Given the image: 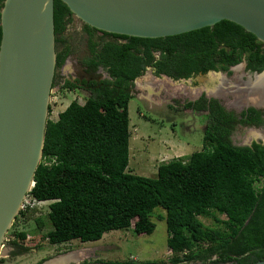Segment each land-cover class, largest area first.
<instances>
[{
  "label": "trees",
  "instance_id": "1",
  "mask_svg": "<svg viewBox=\"0 0 264 264\" xmlns=\"http://www.w3.org/2000/svg\"><path fill=\"white\" fill-rule=\"evenodd\" d=\"M4 2L0 0V21ZM54 9L59 70L73 52L66 32L75 17L61 0H55ZM84 31L89 37L88 55L81 60L84 71L95 74L102 68L109 78L67 81L62 89L84 90L89 96L84 104L73 101L56 121H48L43 158L29 194L49 203L42 209L48 206L53 230L44 241L52 246L97 242L108 232L131 227L137 234L152 235V218L160 208L165 212L159 220L167 225L169 262L115 264L264 260V145L235 146L232 139L238 126L264 127V110L249 108L237 114L204 96L188 102L185 110L207 113L202 150L161 164L154 178L127 172L129 105L135 81L149 67L156 76L174 80L210 71L231 74L230 69L244 61L248 71L262 72L264 43L230 21L158 39L109 34L86 24ZM36 210L20 211L16 218L9 232L13 256L29 250L24 245L28 234L16 228L22 217L29 219ZM200 217L212 219L215 227L206 226ZM36 223L39 230L45 227L40 218Z\"/></svg>",
  "mask_w": 264,
  "mask_h": 264
},
{
  "label": "water",
  "instance_id": "2",
  "mask_svg": "<svg viewBox=\"0 0 264 264\" xmlns=\"http://www.w3.org/2000/svg\"><path fill=\"white\" fill-rule=\"evenodd\" d=\"M61 1L83 24L109 34L158 39L230 21L264 43V0ZM54 4L55 0H5L1 11L0 258L5 238L34 186L43 158L57 73ZM222 73L210 71L204 76L221 82ZM262 81L264 70L241 80L244 88L252 90L249 97L257 96ZM260 100L264 102V90ZM249 108L264 109V104L237 109L241 113ZM255 264H264V260Z\"/></svg>",
  "mask_w": 264,
  "mask_h": 264
},
{
  "label": "rangeland",
  "instance_id": "3",
  "mask_svg": "<svg viewBox=\"0 0 264 264\" xmlns=\"http://www.w3.org/2000/svg\"><path fill=\"white\" fill-rule=\"evenodd\" d=\"M66 39L73 52L67 63L56 73L57 86L53 90V103H51L52 109L49 115V119L52 121H56L59 114L73 101L84 104L89 96V93L84 90L62 89V77L70 78L73 81L90 77L81 65V60L88 55L89 37L84 31V24L76 17L66 32ZM231 72V74L222 73L224 77L221 83L225 84L222 89H225L226 92L222 93L221 90L218 93L225 94L224 97L216 98L226 110L240 114V109H237L240 107L235 102L239 95L234 96L229 92H232L233 87L241 80L246 81L248 74L244 70V63ZM100 76L102 74L97 75V77ZM219 84L216 77L208 79L204 75L191 78L187 82L158 79L152 75L151 70L139 77L134 85V99L129 105L131 139L130 162L127 172L154 178L157 176L158 167L161 164L171 161L176 156L186 157L202 150L207 113L185 110L184 103L198 100L201 93L206 98H212L213 94L205 95L206 92H203L208 91V88L213 89ZM180 94H182V98L178 97ZM242 98L243 102L247 104L249 101L247 96L243 95ZM253 100L256 99L252 98L249 102L261 104L259 100ZM231 103L234 104V107L230 105ZM232 139L235 146H250L255 141L264 143V127L238 126ZM49 211L47 206L36 210L29 216V219L22 217L19 220L16 229L28 234L24 245L29 250L23 255L13 256L12 249L5 246L0 264H38L43 258L47 259L45 264H49L72 255L75 256L78 253L81 259L88 254H93V261L99 259L100 264H115L128 260L167 263L171 258L167 246L166 221L159 220L161 216H165L163 209L155 210L152 221L156 225V229L152 235L137 234L131 227L126 230L108 232L97 242L81 243L79 240H75L61 246H52L48 241H44V235L53 230L48 218ZM38 218L45 223L42 230L38 229L36 223ZM200 220L208 227H215V223L210 218L200 217ZM79 256L75 258L78 259Z\"/></svg>",
  "mask_w": 264,
  "mask_h": 264
},
{
  "label": "flooded vegetation",
  "instance_id": "4",
  "mask_svg": "<svg viewBox=\"0 0 264 264\" xmlns=\"http://www.w3.org/2000/svg\"><path fill=\"white\" fill-rule=\"evenodd\" d=\"M155 57H156V59H158L159 58V54H155ZM67 61H68V59L66 60V63H67ZM65 63V64H66ZM244 63V70H245V72L249 75V74H252L253 72H250V71H248L247 70V63H246V61H244L243 62ZM243 63H241V64H243ZM64 64V65H65ZM63 65V66H64ZM62 66V67H63ZM61 67V68H62ZM148 70H151V73H152V75L154 76V77H156V78H162L161 76L160 77H158V76H156L155 75V72H154V69L153 68H151V67H149L148 69H147V71ZM230 70H232V69H230ZM58 71V70H57ZM88 76H90L88 79H79V81H83V80H89V79H96V80H98V81H101V80H104V79H106V78H109V76H108V74L102 69V68H100L99 70H97V72L94 74V73H87V72H85ZM100 74H102V76H100V77H97V75H100ZM228 74V73H227ZM103 75H105V76H103ZM201 75H204V74H198V75H195L194 77L195 78H197V77H200ZM193 77V78H194ZM191 79V78H190ZM170 80H173L174 82L176 81V82H178V81H180V80H183V79H180V80H174V79H172V78H170ZM185 80H189V79H185ZM56 81H57V74H56ZM61 81H62V83H63V85H65L66 83H67V81H71V82H77L78 80H71L70 78H68V79H66V78H61ZM135 85V84H134ZM214 89V88H213ZM206 92V94L205 95H208L209 93H211V94H213L214 96L213 97H215V96H217V95H219V94H217L216 92H214L213 90L211 91V89L210 88H208V91H204L203 93H205ZM201 96H200V98L201 97H203L204 95L201 93L200 94ZM222 95H225V94H221V96ZM234 96H236V95H234ZM178 97H181L182 98V94H180V96H178ZM185 97V96H184ZM205 97V96H204ZM199 98V99H200ZM209 100H211V99H215V98H208ZM178 100H182V99H178ZM240 100V101H239ZM180 102H182V101H180ZM236 104H237V106L239 107V106H242V105H245L244 104V102L243 101H241V99H239V97H237L236 98ZM188 102H186V103H184V106L187 104ZM231 106H233L234 107V104L233 103H231L230 104ZM236 106V105H235ZM255 142H258V141H255ZM264 145V144H263ZM251 146V145H250ZM9 248H11L12 249V252H11V254L15 251L14 250V248L13 247H11L10 246V244H8L7 245ZM10 254V255H11ZM73 256V255H72ZM77 256H79V253L77 254V255H75L74 256V260H71V261H69L68 263H66V264H100L101 263V261H99V259H95L94 261H93V254H88V256H84L83 257V259H81V257L80 258H78V259H76L75 257H77ZM70 257V256H69ZM40 262H42V264L43 263H45V262H47V260H46V258H43ZM55 262V261H54ZM51 263H53V262H51Z\"/></svg>",
  "mask_w": 264,
  "mask_h": 264
},
{
  "label": "bare ground",
  "instance_id": "5",
  "mask_svg": "<svg viewBox=\"0 0 264 264\" xmlns=\"http://www.w3.org/2000/svg\"><path fill=\"white\" fill-rule=\"evenodd\" d=\"M226 82V81H225ZM221 83V82H220ZM226 83H231V82H226ZM244 84L245 83H243V82H239L238 84H236L234 87H233V91H232V93H233V95H239L238 97H239V99H241V101H243V95H245V96H247V99L249 100V101H251L252 100V98H254V99H256V100H253V101H257V100H259L260 102H261V104H253V103H251V102H247V104H245V105H242V106H246V105H248V104H253V105H257V106H262L263 104H264V102L262 101V100H260V99H262V92H263V90H264V81H262V82H260L259 84H258V87L260 88L259 89V91H257L255 94L257 95L256 97H249V96H251L252 95V90H247L246 88H244ZM225 84L223 83H221L220 84V86H221V88H220V86L216 89V90H213V89H211V91L213 90L214 92H216L217 94H219L218 92H221V90H222V93L223 92H226L225 91V89H222V86H224ZM220 88V89H219ZM219 89V90H218ZM219 95H221V94H219ZM249 95V96H248ZM260 98V99H258V98ZM246 99V100H247ZM240 101V100H239ZM239 107H241V106H239ZM71 260H74V256H70V257H66V258H63V259H60V260H56L55 262H53V263H50V264H66V263H68L69 261H71Z\"/></svg>",
  "mask_w": 264,
  "mask_h": 264
},
{
  "label": "built area",
  "instance_id": "6",
  "mask_svg": "<svg viewBox=\"0 0 264 264\" xmlns=\"http://www.w3.org/2000/svg\"><path fill=\"white\" fill-rule=\"evenodd\" d=\"M52 99H53V97H52ZM52 99H51V103H53ZM46 164L50 165V163H46ZM30 192H29V194H30ZM29 194L27 195L26 199L24 200L20 211H26L27 209H38V210H40V209H42L43 206L49 204L48 202H43V201L39 202L35 198H33L32 196H29ZM12 239H13V237L10 236L8 233V235L5 238L4 247L7 246L8 244H10Z\"/></svg>",
  "mask_w": 264,
  "mask_h": 264
},
{
  "label": "crops",
  "instance_id": "7",
  "mask_svg": "<svg viewBox=\"0 0 264 264\" xmlns=\"http://www.w3.org/2000/svg\"><path fill=\"white\" fill-rule=\"evenodd\" d=\"M180 157H183V156H180ZM180 157L176 156V157H174V158H180ZM174 158H173V159H174Z\"/></svg>",
  "mask_w": 264,
  "mask_h": 264
}]
</instances>
